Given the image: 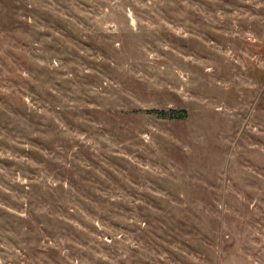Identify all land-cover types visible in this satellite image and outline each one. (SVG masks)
Returning <instances> with one entry per match:
<instances>
[{"label": "rangeland", "instance_id": "374dc122", "mask_svg": "<svg viewBox=\"0 0 264 264\" xmlns=\"http://www.w3.org/2000/svg\"><path fill=\"white\" fill-rule=\"evenodd\" d=\"M0 264H264V0H0Z\"/></svg>", "mask_w": 264, "mask_h": 264}, {"label": "trees", "instance_id": "16d2710c", "mask_svg": "<svg viewBox=\"0 0 264 264\" xmlns=\"http://www.w3.org/2000/svg\"><path fill=\"white\" fill-rule=\"evenodd\" d=\"M159 114L161 115L162 118H166V117L172 118V117H174L172 115H168V112H165V111H160Z\"/></svg>", "mask_w": 264, "mask_h": 264}]
</instances>
